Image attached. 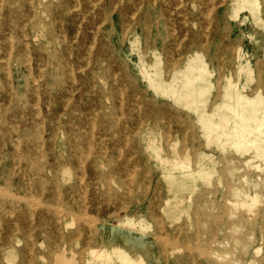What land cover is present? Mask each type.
I'll use <instances>...</instances> for the list:
<instances>
[{
	"label": "rangeland",
	"instance_id": "374dc122",
	"mask_svg": "<svg viewBox=\"0 0 264 264\" xmlns=\"http://www.w3.org/2000/svg\"><path fill=\"white\" fill-rule=\"evenodd\" d=\"M127 1L66 0L62 16L57 0H0V153L12 148L7 134L33 154L32 168L3 177L15 198L43 203L27 257L49 264L43 253L65 249L74 264H120L94 250L128 215L146 228L145 264H264V0ZM14 213L1 206L0 235ZM9 255L3 264L19 263Z\"/></svg>",
	"mask_w": 264,
	"mask_h": 264
},
{
	"label": "bare ground",
	"instance_id": "6f19581e",
	"mask_svg": "<svg viewBox=\"0 0 264 264\" xmlns=\"http://www.w3.org/2000/svg\"><path fill=\"white\" fill-rule=\"evenodd\" d=\"M49 1V0H48ZM58 1V7L61 8V15L62 16H66V10L67 8H65L66 5V0H57ZM257 2V0H254ZM182 2V1H181ZM248 3V1H246ZM251 2V1H250ZM249 2V3H250ZM253 2V1H252ZM251 2V4H252ZM33 3V2H32ZM127 5L129 6L130 4H133L132 0L130 1H127L126 2ZM155 3V1H154ZM248 3V4H249ZM50 3H46L45 4V14L46 16L48 17L46 19V25H45V35L46 36H49L50 37V33H51V27H52V22L50 20V17H51V10L50 8L48 7ZM254 4V3H253ZM252 4V5H253ZM3 5V4H2ZM1 5V6H2ZM80 6V5H79ZM89 7V5H88ZM141 7V6H140ZM163 7V6H162ZM214 7V6H213ZM212 7V9H214ZM2 8V7H1ZM0 8V9H1ZM139 10V9H138ZM202 10V9H201ZM210 10V9H209ZM138 13V12H136ZM173 13V12H172ZM209 13V12H208ZM236 14V13H235ZM34 15V14H33ZM238 15V14H237ZM210 16V15H208ZM236 17V16H235ZM209 18V17H207ZM33 19V18H32ZM65 19H67L65 17ZM25 22V21H24ZM147 24V23H146ZM210 25V24H209ZM82 27V26H81ZM129 28V27H128ZM207 29H209V27H207ZM98 30V28H97ZM176 30V29H175ZM127 31V30H126ZM175 32V31H174ZM79 33V32H78ZM12 35V34H11ZM13 36V35H12ZM95 38V37H94ZM66 39V38H65ZM96 40V39H95ZM97 41V40H96ZM207 41V40H206ZM96 43V42H94ZM13 47V46H12ZM180 47V46H179ZM73 51V50H72ZM242 53V52H241ZM10 54V53H9ZM29 54V53H28ZM168 54V53H167ZM62 55V54H61ZM72 55V54H71ZM8 57H11L8 56ZM32 57V56H31ZM176 57V56H175ZM9 59V58H8ZM27 59V58H26ZM32 60V58H31ZM30 60V61H31ZM90 60V59H89ZM10 61V60H9ZM8 61V62H9ZM105 61L109 62L110 60L107 59V57L105 56ZM7 62V63H8ZM248 62V61H247ZM119 63H122L121 61H119ZM30 66H31V63H29ZM90 64V63H89ZM189 64V63H188ZM9 65V63H8ZM51 65L54 66V68L57 70V71H62L63 69H65L66 67V63H64L63 59H58L56 60V62L54 64L51 63ZM190 65V64H189ZM109 67H110V70L112 69V64L111 62H109ZM31 69V68H30ZM33 69V68H32ZM9 70V69H8ZM109 70V71H110ZM140 71L143 75V77H145L148 82L150 83V85L154 86V79L152 78V76L150 75V73L148 72V70H146L144 67H140ZM30 72V71H29ZM74 72V71H73ZM111 72V71H110ZM115 72V71H114ZM31 73V72H30ZM160 73V72H159ZM159 73H156V74H159ZM33 74V73H32ZM73 74V73H72ZM9 75V73H8ZM110 75V74H109ZM11 76V74H10ZM75 77V76H73ZM116 77V75H115ZM114 77V78H115ZM77 79V78H76ZM176 80V79H175ZM77 83V80L75 81ZM36 83V82H35ZM34 83V84H35ZM164 83V82H163ZM175 83V82H174ZM184 86H187L188 84L191 83V79L189 77H185V80H184ZM176 84V83H175ZM156 86V85H155ZM161 86V84L159 85ZM166 86V85H165ZM164 86V87H165ZM234 85H232L233 87ZM162 87V86H161ZM172 87V86H171ZM118 88V87H116ZM115 88V89H116ZM160 88V87H159ZM163 88V87H162ZM170 88V87H169ZM189 88V87H187ZM119 89V88H118ZM165 89V88H164ZM175 91H176V88L174 87ZM161 90V89H159ZM169 90V89H167ZM173 90V88H172ZM118 91V90H117ZM162 91V90H161ZM166 91V90H165ZM164 91V92H165ZM38 94V93H36ZM164 95V93H163ZM38 97V96H37ZM179 97L183 98H191V93L187 91V93L185 94H182V95H179ZM40 98V97H39ZM123 99V98H122ZM39 101V99H38ZM120 101V100H119ZM122 101V100H121ZM124 101V100H123ZM264 101V100H263ZM11 102V101H10ZM42 103V102H41ZM249 104V103H248ZM2 105H5V104H2ZM37 105V103H36ZM47 106V105H46ZM41 107V106H40ZM124 107V106H123ZM129 107V106H128ZM12 108V107H11ZM65 108V107H64ZM48 109V108H47ZM16 110V109H15ZM42 108L40 109V112H41ZM140 110V109H139ZM6 116V115H5ZM210 116V114H209ZM119 118V117H118ZM218 118V117H217ZM232 119V118H231ZM254 119V118H253ZM243 120V119H242ZM246 120H248L246 118ZM45 121V120H44ZM126 123V122H125ZM45 124V123H44ZM52 124V123H51ZM18 126V125H17ZM45 128V127H44ZM16 129V128H15ZM94 129V128H93ZM257 129H260L257 127ZM262 129V128H261ZM17 130V129H16ZM45 130V129H44ZM137 130V129H136ZM172 130V129H171ZM254 130V129H253ZM40 131V130H39ZM94 131V130H93ZM188 132V130H187ZM210 134V133H209ZM225 134V133H224ZM245 134V133H244ZM41 135V134H40ZM95 135V134H94ZM211 135V134H210ZM12 137H14V139L12 140V138H9L10 135H7V134H3L2 137H1V142L3 145H5L6 141H9L10 142V145L12 148H9L8 149V152L7 154L5 155V153H0V208L2 205H9V207H11L13 209V212H15L14 214H16L17 212H19V215L16 216L15 220H14V224L11 222V220L7 221L6 219L3 220V227L5 228V235H0V264H3V259H8L10 256L9 254L11 255H16L19 257V263L18 264H42V263H39L35 258H28L27 256V249H29L32 245L31 243L33 242H29L28 239L32 238V233L33 231L35 230H41L43 229V221L40 220L38 222H36V224H30V217L33 215H36L37 214V210L39 208H41L43 206V203L40 201V199L38 198V196H36L35 194L33 193H25L24 195H20V196H17V198H15L16 196L8 189L7 187V182L6 180L4 179L3 177V174H6V173H9L10 174V177L13 179V176L15 177V173L16 171H21L22 168H23V165H25V168H29L33 166V154H29V152H22L21 153V147H22V142H21V139L22 137L21 136H14V135H11ZM95 137V136H94ZM171 137V136H170ZM218 137V136H217ZM216 137V138H217ZM212 138V137H211ZM210 140V139H209ZM208 140V141H209ZM43 141V140H42ZM211 141V140H210ZM128 142V141H127ZM127 142H126V145H127ZM168 143V142H167ZM186 143V142H185ZM45 144V143H44ZM93 144V143H92ZM207 144V143H206ZM209 144V142H208ZM250 144V143H249ZM89 145V144H88ZM253 145V144H252ZM43 146V145H42ZM90 146V145H89ZM88 146V147H89ZM203 146V145H202ZM209 146V145H207ZM26 147H30L28 144L26 145ZM25 147V148H26ZM92 147V146H91ZM123 147V146H122ZM201 147V146H200ZM83 148V147H82ZM92 150V149H91ZM94 150V149H93ZM122 152H123V149H121ZM89 153H91L89 151ZM43 154V153H41ZM123 154V153H122ZM184 154V153H183ZM182 154V155H183ZM2 155H5L4 157H2ZM61 155V154H60ZM121 155V154H120ZM46 157V156H45ZM38 158V157H37ZM36 158V159H37ZM68 158H70V155L68 156ZM87 158V157H86ZM89 158V156H88ZM132 158V157H131ZM41 159V158H40ZM43 159V158H42ZM82 160V159H81ZM87 160V159H86ZM250 160V159H249ZM85 162V161H84ZM49 162H44L43 163V166H45L46 164H48ZM61 163L59 162V164L55 165L54 167H52V172H53V175L52 177L56 180H58L59 178V175L60 174H66V170L65 169H62L61 168ZM66 164V163H65ZM84 164V163H83ZM189 166H191V163L188 164ZM178 166V165H177ZM198 166V165H197ZM87 168V167H85ZM136 168V167H135ZM185 166L181 165V169H182V172L185 171ZM30 169V168H29ZM41 170V169H39ZM86 170V169H85ZM136 170V169H135ZM26 171V170H25ZM254 171V170H253ZM22 172V171H21ZM39 173L42 172V174H44V171L41 170V171H38ZM80 172V171H79ZM87 173V172H86ZM134 174V173H132ZM42 176V175H41ZM130 176V175H129ZM80 177V176H79ZM210 177V176H208ZM207 177V178H208ZM213 177V176H212ZM132 178V177H131ZM30 179V178H29ZM127 179V178H126ZM261 179V178H260ZM35 181H39V180H35L34 179V182ZM81 182V181H80ZM125 182V181H124ZM43 184V182H42ZM91 185V184H90ZM31 186H33L31 184ZM44 186V185H43ZM150 187V186H149ZM56 188V187H55ZM58 188V187H57ZM87 188V187H86ZM72 189V187H71ZM150 189V188H148ZM23 190V189H22ZM83 190V189H82ZM85 190V189H84ZM87 191V190H85ZM125 191V190H124ZM130 191V190H129ZM229 191V189H228ZM87 193V192H86ZM86 193L84 192V194L86 195ZM129 193V192H128ZM87 196V195H86ZM87 198V197H86ZM85 198V199H86ZM16 200L18 203H19V208L16 210L15 208H17V205L15 202H13V200ZM191 199V197H190ZM125 200V199H124ZM251 202L250 203H246L248 206V213L250 216H252V212L254 213V209H253V206L255 204V202L257 201V197H252L251 199ZM86 202V200L84 201ZM101 202V201H100ZM126 202V201H125ZM168 202V201H167ZM229 202V201H228ZM83 203V202H82ZM90 204V203H89ZM62 206V205H61ZM87 206V205H85ZM101 206V205H100ZM225 207V206H224ZM245 207V206H244ZM87 208V207H86ZM122 208V206H121ZM257 208V207H256ZM57 209L58 211V208H55ZM60 209V208H59ZM88 209V208H87ZM163 209V208H162ZM16 210V211H15ZM72 210V209H71ZM69 210V212L71 213L72 211ZM126 210V208H125ZM212 210V209H211ZM227 210V208H226ZM86 211V210H85ZM87 212V211H86ZM226 212V211H225ZM57 213V212H55ZM88 213V212H87ZM115 213V212H114ZM128 213V212H127ZM126 213V214H127ZM58 214V213H57ZM13 215V214H12ZM11 215V216H12ZM62 215V214H61ZM79 215V214H78ZM87 215V214H86ZM113 215V214H111ZM235 215V214H234ZM260 215H262L260 217V220L261 218H264V208L261 210L260 212ZM60 216V215H59ZM76 215H74L75 217ZM80 216V215H79ZM95 215H91L92 218L90 219H94L95 217H93ZM31 217V218H32ZM82 217V216H81ZM220 217V216H219ZM59 218V217H58ZM57 218V219H58ZM85 218V217H84ZM88 216L86 218V220L88 219ZM152 218V217H151ZM162 218V217H161ZM217 218V217H216ZM56 219V220H57ZM81 220V218H79ZM99 219V218H98ZM158 219V218H157ZM156 219V220H157ZM84 220V219H83ZM120 222H121V227L124 228L123 230L119 229L120 227L116 226L117 228L115 227H111L110 229V232H111V235L110 237L108 238L107 236V240H105L103 237H100L99 240H100V243H101V248L100 249H97V250H94L96 256L100 257L101 254L103 253V249L105 247H108L110 252L112 254H114L119 260H120V264H145L146 263V259L148 258V252L147 250L145 249V251L143 253H139L138 252V248L140 246H145L147 241L145 240V232L146 231V228L144 226H140V227H137L136 228V224L135 222L133 221V219L130 217V216H125V217H122V218H119ZM199 220V219H198ZM214 220V219H213ZM258 220V219H257ZM264 219H262L261 221L263 222ZM90 221V220H89ZM163 221V219H162ZM240 223H244L245 221V218L243 215H240V219L238 220ZM32 222V221H31ZM45 222V221H44ZM60 222V221H59ZM84 222V221H83ZM92 222V221H91ZM85 223V222H84ZM87 223V222H86ZM90 223V222H89ZM163 223V222H161ZM248 223V222H247ZM1 224V223H0ZM168 224V223H167ZM30 225V226H29ZM162 225V224H160ZM187 225V224H186ZM89 226V225H88ZM163 226V225H162ZM184 226V225H183ZM178 227V226H177ZM248 228H252V224L251 222L248 223L247 225ZM264 227L261 226V228ZM107 228V227H106ZM162 228V227H161ZM160 228V229H161ZM108 229V228H107ZM199 229V228H198ZM163 230V229H162ZM182 230V228H181ZM108 231V230H107ZM63 232V231H62ZM81 232V231H80ZM138 233V234H135ZM161 232V231H160ZM182 232V231H181ZM262 232V235L264 236V228H262L261 230ZM78 234V233H76ZM75 234V235H76ZM89 234V233H88ZM106 234V233H105ZM167 234V233H166ZM166 234H165V237H166ZM260 234V233H259ZM63 235V234H61ZM80 235H82L80 233ZM117 235H120V238H122V241L123 243H119V241L116 239L117 238ZM197 235V234H196ZM90 236V235H89ZM77 237V236H76ZM88 237V235H87ZM105 237V236H104ZM147 237V236H146ZM151 237V236H149ZM164 237V238H165ZM79 238V236H78ZM159 238V237H158ZM161 238V236H160ZM200 238V237H199ZM215 238V237H214ZM227 238V237H226ZM27 240L28 242L26 243V247H17L16 246V243L19 244L21 241L23 240ZM77 239V238H75ZM89 239V238H88ZM170 239V238H169ZM168 239V240H169ZM177 239V238H176ZM216 239V238H215ZM63 240V239H62ZM163 240V239H162ZM166 239L163 240V242H165ZM51 241V240H49ZM91 241V240H89ZM167 241V240H166ZM170 241V240H169ZM200 241V240H199ZM43 242V241H42ZM34 243V242H33ZM170 243V242H169ZM168 243V244H169ZM89 244L88 243V247H89ZM153 244V243H151ZM163 244V243H162ZM166 244V243H165ZM34 245V244H33ZM59 246V244H57ZM44 246V245H43ZM147 246V245H146ZM149 246V245H148ZM164 246V245H163ZM35 246H33L34 248ZM152 247V246H150ZM168 247V246H167ZM211 247V246H210ZM153 248V247H152ZM196 248V247H195ZM7 249V250H6ZM85 249V248H84ZM143 249V248H142ZM154 249V248H153ZM181 249V248H180ZM189 249V248H188ZM33 250V249H31ZM82 250V249H81ZM197 250V249H196ZM48 251V250H47ZM84 251V250H82ZM140 251V250H139ZM207 251V250H206ZM260 251V250H259ZM93 252V251H92ZM164 252V251H162ZM165 252H169V251H166ZM164 252V253H165ZM201 252V251H200ZM5 254L4 256L5 257H2L1 255L2 254ZM72 253V252H71ZM163 253V254H164ZM191 253V251H190ZM40 254V253H39ZM94 254V253H93ZM92 254V255H93ZM211 254H213L212 252H206V255L208 256V258L211 257ZM30 255V254H29ZM168 255V254H166ZM49 256L50 258V263L49 264H74L75 262H73V256H68L66 254V250L65 249H59L58 251H56L54 254L53 253H43V256L42 257H47ZM94 256V255H93ZM105 256V255H104ZM110 256V255H109ZM29 257H32V256H29ZM82 257V256H81ZM80 257V258H81ZM217 257H219L217 255ZM75 259V258H74ZM84 259V258H82ZM168 260V259H167ZM194 260V259H193ZM148 261V260H147ZM253 261H250L248 262V264H251ZM84 264V261L82 262ZM88 263V261H87ZM107 263V262H106ZM256 263V262H255ZM94 264H101L100 261L97 259ZM210 264V263H209ZM220 264H223L220 262ZM263 264V262H262Z\"/></svg>",
	"mask_w": 264,
	"mask_h": 264
}]
</instances>
